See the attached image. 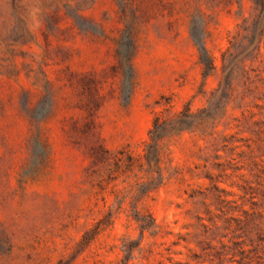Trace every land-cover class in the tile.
<instances>
[{
  "label": "rangeland",
  "instance_id": "obj_1",
  "mask_svg": "<svg viewBox=\"0 0 264 264\" xmlns=\"http://www.w3.org/2000/svg\"><path fill=\"white\" fill-rule=\"evenodd\" d=\"M0 264H264V0H0Z\"/></svg>",
  "mask_w": 264,
  "mask_h": 264
},
{
  "label": "trees",
  "instance_id": "obj_2",
  "mask_svg": "<svg viewBox=\"0 0 264 264\" xmlns=\"http://www.w3.org/2000/svg\"><path fill=\"white\" fill-rule=\"evenodd\" d=\"M209 67L210 68H215V65L213 64L212 59L210 61V66ZM158 122H159V116L158 115H155L154 118H153V123H152L153 128H155L156 126H158ZM152 132H153V129H150L149 130L150 135L152 134Z\"/></svg>",
  "mask_w": 264,
  "mask_h": 264
}]
</instances>
